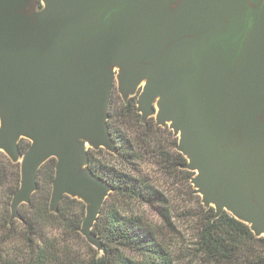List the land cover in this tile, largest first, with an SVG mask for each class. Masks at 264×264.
<instances>
[{"label":"water","instance_id":"water-1","mask_svg":"<svg viewBox=\"0 0 264 264\" xmlns=\"http://www.w3.org/2000/svg\"><path fill=\"white\" fill-rule=\"evenodd\" d=\"M116 82L178 138L214 218L264 237V0H0V154L21 165L11 222L56 159L50 211L84 202L80 232L104 251L93 229L114 188L88 152L118 153Z\"/></svg>","mask_w":264,"mask_h":264},{"label":"trees","instance_id":"trees-1","mask_svg":"<svg viewBox=\"0 0 264 264\" xmlns=\"http://www.w3.org/2000/svg\"><path fill=\"white\" fill-rule=\"evenodd\" d=\"M137 103L138 95L124 100L119 93L113 92L109 115L118 153L111 154L102 148L91 149L88 152L92 170L114 188L93 229L103 243L104 251H92L93 255L88 260L77 259L67 246L57 238L51 239L47 233V229H53L61 235L67 233L78 235L87 213V205L84 202L70 197L63 199L58 213L50 211L56 159L47 161L39 170L38 190L34 193L31 203L22 206L28 207L29 214H23L21 207L22 220L11 222V203L20 188L21 165L0 154V188L6 190L5 195L8 197L4 203L6 209L1 228L2 232L6 233L4 242L16 244L7 256H0V264H175L156 234L145 229L140 221L122 216L116 205L112 204L114 196L146 201L155 194L149 190L145 182L117 172L97 158L101 154L125 161L132 157L127 153V141L120 135L116 126L121 119L135 123V137H142L143 144H146L147 138H150L151 134H156L158 130L169 132L174 140L175 154L172 156L163 150H159L158 154L164 162L170 163L174 159L177 160L176 166L184 167L187 164V158L177 151L178 138L168 127L158 126L152 118L144 121ZM29 147L30 142L21 141L22 154H25ZM214 216L213 208L206 210L201 228L198 252L204 261L215 264H264V237H256L248 225L226 212L218 219ZM119 249H130L138 253L142 260L136 262Z\"/></svg>","mask_w":264,"mask_h":264},{"label":"rangeland","instance_id":"rangeland-1","mask_svg":"<svg viewBox=\"0 0 264 264\" xmlns=\"http://www.w3.org/2000/svg\"><path fill=\"white\" fill-rule=\"evenodd\" d=\"M140 92L136 94L138 97ZM114 93L120 94L118 82ZM151 118L153 122H157L156 116ZM134 125V122H125L121 119L116 124L120 135L127 141V153L132 156L128 157V161L108 154L98 155L97 158L105 166L145 182L155 195L146 201L114 196L112 204L116 205L122 216L140 221L145 229L156 234L175 264H215L204 261L198 252L206 210L211 208L203 204L201 195L197 193L192 183L195 173L176 166L177 160L164 162L158 154L159 150H163L174 156V140L169 132L158 130L156 134H151V137L147 138L146 144H143L142 137H135ZM111 126L113 130L112 123ZM87 149H90V146H87ZM5 192L4 188H0V256L4 257L16 247L15 242H4L6 233L2 232L1 228L6 209L4 203L8 200ZM21 212L29 214L28 207H22ZM47 231L51 239L60 240L79 260H88L93 255L92 251H98L88 243L80 231L78 235L71 233L61 235L53 229ZM119 250L136 262L142 260L138 253L130 249Z\"/></svg>","mask_w":264,"mask_h":264}]
</instances>
